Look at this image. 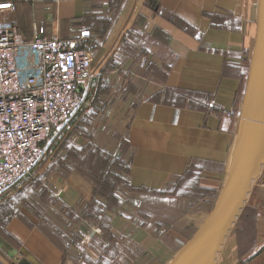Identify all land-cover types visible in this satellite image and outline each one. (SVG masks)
Listing matches in <instances>:
<instances>
[{
	"label": "crops",
	"instance_id": "1",
	"mask_svg": "<svg viewBox=\"0 0 264 264\" xmlns=\"http://www.w3.org/2000/svg\"><path fill=\"white\" fill-rule=\"evenodd\" d=\"M12 1L11 20L27 39L72 38L90 30L85 44L98 51L99 77L96 86L84 85L90 101L84 113L101 115L102 133L96 135L94 126L89 143L116 164L111 174L126 176L134 189L161 191L198 168L202 192L196 198L202 208L181 224L185 234L176 239L175 253L172 238L157 237L159 247L170 250L163 263L169 264L210 215L226 180L247 93L259 0ZM68 187L61 200L84 220L68 228L80 239L74 253L95 252L101 260L111 246L124 264H152L149 250L127 260L120 251L134 243L150 248V223L133 231L122 222L131 220L125 210L104 209L109 225L87 224L84 206L98 198L96 182L74 172ZM50 223L30 217L10 221L0 234V264L10 263L5 258L10 248L32 264H80ZM215 264H264V166Z\"/></svg>",
	"mask_w": 264,
	"mask_h": 264
},
{
	"label": "built area",
	"instance_id": "2",
	"mask_svg": "<svg viewBox=\"0 0 264 264\" xmlns=\"http://www.w3.org/2000/svg\"><path fill=\"white\" fill-rule=\"evenodd\" d=\"M0 0V202L32 181L89 108L97 49L78 36L25 38Z\"/></svg>",
	"mask_w": 264,
	"mask_h": 264
},
{
	"label": "rangeland",
	"instance_id": "3",
	"mask_svg": "<svg viewBox=\"0 0 264 264\" xmlns=\"http://www.w3.org/2000/svg\"><path fill=\"white\" fill-rule=\"evenodd\" d=\"M100 117L101 115L98 114L95 118H88V113H84L65 142L52 158L41 166L36 177L0 202V234H6V225L15 217L22 220L30 217L36 219V221L37 218L39 221L40 218L48 219L51 222L50 224H53L58 230L57 232L61 234H59V237H61L63 245H66L69 249L68 253H72L73 261H79L80 264H124L117 257L116 244L114 250L111 246L107 247L109 249L106 251L110 255H106L101 260L97 259L98 256L95 255V252L84 251L79 254L78 250L77 253H74V248L78 247L76 242L78 237H72L73 235L68 228L78 226L84 220L74 215L67 201L61 200L66 197V192H69L68 182L74 172H80L95 182L103 179V175L107 173V171L105 172L106 168L110 170L113 165V168H116V164L112 163L105 153L95 149L93 143H89L93 140L92 137L89 139V133L94 132V126H97L96 131L98 132H96V135L100 136L102 133L99 126L102 122ZM108 159L109 164H107ZM119 169H121L120 166ZM198 171V168L190 169L188 175L180 182L167 186L161 191L144 188L134 189L129 186L126 176L120 177L119 181L112 175L109 178L110 180H107V183L105 182V185L99 189L101 195L94 189L95 196L100 199H90L84 206V209H86V223L90 225H109L110 215L108 213L103 214L102 210L104 209L125 210L131 220L122 222H124L127 229L132 226L133 231L141 223L144 225L150 223L152 225V246L150 248L147 246L145 249L140 250L135 247L136 243H134V247L126 245V248L120 251L127 260V257L131 259H134V257L139 258L142 253L146 256L149 250L152 253V264H163L169 259L170 250L168 248L161 249L157 237L161 234L167 240L172 238L174 240L172 252L175 253L176 239L185 234L180 232L181 224L184 220L189 219V213L193 214L202 208V201L199 202L200 200L196 198L202 192L198 185ZM114 192H118V197L115 196ZM81 204L80 209L83 208V204ZM76 207H79V204ZM160 230H162V233H159ZM139 236L141 241H145L147 245L149 244L145 236L143 237L140 234ZM131 243L132 241H129V244ZM161 245L163 244L161 243ZM107 256L112 260L107 259ZM94 261L96 262L94 263Z\"/></svg>",
	"mask_w": 264,
	"mask_h": 264
},
{
	"label": "water",
	"instance_id": "4",
	"mask_svg": "<svg viewBox=\"0 0 264 264\" xmlns=\"http://www.w3.org/2000/svg\"><path fill=\"white\" fill-rule=\"evenodd\" d=\"M264 166V0H259L257 36L232 162L210 215L169 264H215L227 236ZM10 248L9 244H5ZM2 246V245H1ZM6 248V247H4ZM10 263L32 264L10 248ZM7 250V249H5Z\"/></svg>",
	"mask_w": 264,
	"mask_h": 264
},
{
	"label": "trees",
	"instance_id": "5",
	"mask_svg": "<svg viewBox=\"0 0 264 264\" xmlns=\"http://www.w3.org/2000/svg\"><path fill=\"white\" fill-rule=\"evenodd\" d=\"M65 142V141H64ZM109 162V159L107 160V164H109L108 163ZM108 167V166H107ZM124 168V171H126L127 169L125 168V167H123ZM105 169V168H104ZM107 171V173H105L103 176V179L102 180H100V181H98V180H96L95 182H96V192L97 193H99V189L102 187V186H104L105 185V182L107 181V180H110L109 178H110V176H115L116 178H117V180H119L120 179V177H118L116 174H111L110 173V170H108L107 168H106V170H105V172ZM186 175H188V173L186 174ZM120 181V180H119ZM107 183V182H106ZM116 184V183H115ZM101 192V191H100ZM100 195H101V193H99Z\"/></svg>",
	"mask_w": 264,
	"mask_h": 264
}]
</instances>
